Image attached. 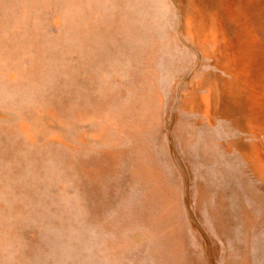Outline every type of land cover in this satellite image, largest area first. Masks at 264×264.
Returning <instances> with one entry per match:
<instances>
[{
  "label": "rangeland",
  "instance_id": "obj_1",
  "mask_svg": "<svg viewBox=\"0 0 264 264\" xmlns=\"http://www.w3.org/2000/svg\"><path fill=\"white\" fill-rule=\"evenodd\" d=\"M165 1L0 0V87L7 86L11 96L4 101L8 94L6 97L0 94L5 98L0 99V135L15 148L20 144L27 151L28 147L38 145L43 150L38 153L41 158L37 159L36 167H21L23 171H18L15 177L10 172V176L0 179V264H54L56 255L51 250L50 239L62 233L67 237L71 232L81 234L84 230L89 233L83 235L92 243L98 238L99 246L93 247L96 264H154L151 220L161 224L167 218L151 212V190L146 195H142L141 189L136 193L134 188L139 183L131 181L128 173L131 164L140 174H151V162L146 164L142 158L151 149L152 125L162 136L169 161L181 172L183 190L178 192L187 210L185 214L182 213L185 209L181 210L176 217L168 214L171 231L166 234L174 245L167 247L164 257L156 264L171 261L172 254L180 256V260L186 255L184 264H223V253L233 254L235 259L224 260L225 264H264L260 255L264 254V179L248 177L251 169H264V0H169L170 9ZM158 9L167 11V26L174 32V40L165 46L161 44L166 41L161 38L163 35L157 34L158 30L164 32L163 24H156V20L154 24V17L150 18L149 13L151 10L152 15ZM190 14H195L200 22L206 21L208 27L191 28ZM147 24L156 27L151 30ZM153 37L157 41L153 40L156 50H151V61L135 72L143 84L127 82L129 76L125 73L119 80L122 90L119 96L123 100L127 101L131 96L129 91L137 86L131 109L122 108L125 103L118 100L119 96L111 94L106 99L100 90L96 92L100 97L90 100V104L86 100L90 108L96 110L100 106L96 112L99 116L90 115L89 119L78 121L60 108L61 102L67 103L66 99L77 104L78 98L91 97L89 87L96 84V78L91 75L88 79V75L98 71H90L89 67L97 68L99 57L104 58L106 51H114L117 45L126 55L140 58L148 50L147 41L151 38L152 42ZM110 40L113 41L110 43ZM109 43L112 45L108 46ZM41 64L51 69L57 82L50 76L46 91L41 86L31 92L42 91L54 100L33 104L30 103L32 95L27 92L29 87L25 85L29 74L41 68ZM48 75L46 72L47 78ZM73 81L82 85L86 81L88 90L82 89V85L77 90ZM22 87L28 102L21 101L25 92L20 91ZM50 106L56 109L55 113ZM241 108L245 117L239 124L244 125L241 129L235 128V133L232 122ZM180 111L189 116L188 121L196 128L204 123L212 127L216 137L223 141L238 134L244 141L254 143L247 160L237 156L232 147L230 157L212 162L209 167L239 168L236 177L216 190L213 200L207 198L209 202L201 198L198 190L204 185L202 176L208 166L197 167L190 159L193 154L181 152L177 146V135L182 132V136L186 129L177 128ZM108 117H112V122L107 121ZM227 121L231 122V128ZM109 123L113 124V134L109 132ZM103 133L112 141L81 142L88 137L94 141L93 136H103ZM52 134L62 137L66 143L63 147L54 138V147H58L56 156L46 151L44 142ZM72 144L80 146H76L79 149L75 157L69 159L66 154ZM96 148L102 156L117 160V166H123L113 171L110 179L101 176L99 182L88 178L86 167L108 166V176L113 168ZM7 152L10 153L8 148ZM159 157L160 167H168L164 156L159 154ZM195 158L193 155L192 159ZM53 160L58 167H51ZM259 162L261 167H255ZM30 168L33 174H25ZM245 174L247 177L243 178ZM118 180L123 184L119 186ZM143 185L151 189V183ZM234 191L242 210L236 215L230 212L227 222L220 219L219 229L215 231L205 217L210 213L215 218L214 211L220 216V209L228 213L236 211ZM220 193L224 196H220L218 208ZM143 200L147 202L144 205ZM205 205L211 208L205 211ZM177 235L183 236L184 241L176 244ZM177 245L180 253L171 250V246ZM156 258H160L158 253ZM60 264L78 263L66 259Z\"/></svg>",
  "mask_w": 264,
  "mask_h": 264
},
{
  "label": "bare ground",
  "instance_id": "obj_2",
  "mask_svg": "<svg viewBox=\"0 0 264 264\" xmlns=\"http://www.w3.org/2000/svg\"><path fill=\"white\" fill-rule=\"evenodd\" d=\"M152 2H156V0L155 1L152 0ZM164 3H166L165 6L168 9H170L169 0H166ZM153 6L156 7V5H153ZM145 7H147V6H145ZM149 8H150V6H149ZM160 8H162V7H160ZM125 9H126V7H125ZM158 10H155L156 13L154 12V13H152V15H151V10H150V12L149 11L148 12L150 13V18L154 17V24H155L156 21H157L156 24L157 23L158 24H161V23L163 24L164 32L162 33L163 29H162V31L158 30L157 34L159 33V34L163 35V37H161V38H164L166 41L162 42L161 44L163 46H165V45L168 44V42H171L172 40H174V32L170 28V26H167L168 23L166 22V19H165V15H166L167 11L165 13L164 9L163 10L162 9L161 10L158 9ZM142 12H143V10H142ZM139 16H140V14L137 13V17H139ZM112 17H113V15H112ZM134 18H136V17H134ZM144 19H145V17H144ZM188 19L190 21L189 25L191 26V28H197V29H200V30H204V28L206 29L208 27V25H206V21L204 23L200 22L202 20H200L195 14H193V15L190 14ZM149 21H151V20H149ZM142 23H144V22H142ZM111 25H112V23H111ZM147 26H148V24H147ZM154 27H156V26L152 24V25L148 26L147 28H151V30H152V28H154ZM111 29H114V28H111ZM137 31H138V29H137ZM134 35L136 36V34H134ZM141 38H143V37H141ZM113 39H115V38H113ZM136 40H140V39H136ZM153 40L157 41V39L154 38V37L152 39V42H151V38H150L149 41H147L146 45H147L148 50L140 58L138 56L133 58L132 56L126 55L125 54L126 51H125V53H123V51L120 50V48H117V45H116V48H115L114 51L113 50L106 51L105 52L106 54H105L104 58L103 57L102 58L99 57L98 61H100V62L98 63L97 68H95L94 66H93V68L89 67L90 71H91V69H93L94 71H98V72H96V74L95 73H90L88 71L90 73L88 75V79H90L91 75H94L95 78H96V79H94L96 84H94L93 86L89 87V85H88V83L86 81L83 83V85L81 83L77 84V81L76 82L73 81V85L76 87L77 90H78V86L80 87L81 85H82V89L88 90V87H89V91L91 93V97L78 98L79 100H77V101H79V102L77 104L69 102V99H66L67 103L66 102H61L60 103V108H62L64 110V112L71 113V116L73 115L74 119H77L78 121H85V120L89 119L90 117H92L90 115L95 116L97 114V116H99V113H96V112H99V110H100V106L99 105H98L97 109L95 110L94 108L88 107V105L86 104V103H88L86 100H88L89 104H90V102L93 99H96V98L100 97V93H96L98 90H100L101 92L104 93V97L106 99H110L111 98V94L114 95V96H119L120 93H122V90L120 89L119 80H120V77L125 76V74H127V76H129V79L127 80V82L129 80H131L137 86H141V84H143V83L140 82L142 79H141V77L138 78V76L135 74V72H136L137 68L139 70L142 66H146L151 61V50L152 51L156 50V47H155L156 43ZM111 41H113V40H110L109 42L111 43ZM138 43H139V41H138ZM138 43H136V44L134 43V44L138 45ZM115 44H116V42H115ZM111 45L112 44H110L108 46H111ZM134 47L135 46L133 45V47H131V48H134ZM108 48L110 49V47H108ZM88 52H90V51H88ZM128 53L131 54L132 51H131V53L130 52H128ZM19 64H20V61H19ZM42 64H41V68H37L35 71H33L31 73H30L29 70H27V72H29L30 74H29V77H28L29 82L25 86H28L29 89H30V91L28 89L27 92L31 93L32 99L31 100L29 99V100H30V103H33V104L42 103V102H49L50 100L51 101L54 100V98H50V97L46 96L44 94V92H42V91H40L38 94H34V93L31 92V91H34V89H38L41 86H44V90L46 91L45 84L48 83L51 80V77H53V79L55 80V76L52 75V73L50 72L51 69L43 67ZM73 69H72V72H73ZM45 71L49 74L48 75L49 78H47ZM74 71H75V69H74ZM94 71H92V72H94ZM20 75H21V73H20ZM20 75H18V76H20ZM115 76H116V78H115ZM17 78H19V77H17ZM9 81L7 83H9ZM83 81H84V78H83ZM138 81L141 84H137ZM55 82H57V81L55 80ZM127 82L125 83V85L127 84ZM212 82L213 81L211 80V83L209 82V84H212ZM111 83L113 84L112 87L110 85ZM137 86H135V87H137ZM6 87L7 86L0 87L2 89L4 88L2 90V92L0 91V94L1 95H5V97L8 94L7 91H6ZM135 87H134L135 91L134 90L129 91L131 96L128 97L127 101L123 100L122 96H119L118 100L121 101V103H125V105H123L122 108L126 109L127 107H129V109H131L132 103H134L135 100H136V89H135ZM22 89H23V87H22ZM22 89H20L21 92L25 91L24 89L23 90ZM31 95H29V97H31ZM62 95L65 97V94H62ZM97 95H99V96H97ZM10 97H11L10 94H8L7 99L4 100V101H8L10 99ZM27 97L28 96H27V93L25 91L24 92V96H21V98H22L21 101L28 102V98ZM193 97H194L193 100H195L196 99V95L193 96ZM1 98L3 100L4 97L0 96V99ZM66 98H68L67 94H66ZM18 99H19V97H18ZM18 99L14 98V100H18ZM110 108L111 107H109V109ZM50 110L51 111L53 110L54 113L56 112V109L52 108L51 106H50ZM245 111H247V110H245ZM231 112H229V114H231ZM244 115H245V113L243 112V108H241V113H239L237 115L235 121L232 122V128L230 126L231 122L227 121L228 122V128L234 129V132H235V128L241 129L243 127L244 123H240L239 124V121H241V118L245 117ZM179 116H180V118H179L180 120H178L177 128H179V129L186 128V129L183 130V135L182 136H181L182 132H180L179 135H177V137H176L177 146H178V148H179V150L181 152L185 150L188 153L191 152L190 154H193L196 157L195 159H192L193 155L190 156V154H187V156H190L191 160H194L196 162L197 167L208 166L205 169L206 172L204 173V176H202L204 185L202 187L199 186L198 190L200 191V193H201L200 195H201V198L203 200H207V198H209V201H211V200L214 199V196H216L215 195L216 190L220 189V187H225L227 185V182H230V179L236 177L237 169L239 167L237 168V167H214V166L213 167H209V166L212 164V162L219 161L221 159V157H223L224 159L230 157L229 152L234 151V150H232V147H235V151L237 153L236 154L237 156L241 155V157L243 159L247 160V158L250 157L251 150L254 149V143L253 142L252 143H248V142L244 141L241 136H239L238 134H235L237 132H235L234 133L235 135L231 136L228 141H223V140L219 139L218 137H216L212 127H209L207 125L205 126V123L201 127L196 128L193 123L188 121L189 116L185 115L183 113V111H180V115ZM107 121L112 122V117H108ZM53 124H54V122H53ZM213 125H214V123H213ZM191 126L194 129L191 128ZM113 130H114L113 124L109 123V132L113 134ZM104 133H105V131H104ZM104 133H103V136L102 135L93 136L92 140H94V141H91L89 139V137H88L86 139H83L81 142L82 143L92 142V143L99 144V143H106L108 141H112V139H110V137H108L106 135L107 133L105 135H104ZM59 134L62 136V134L60 132H59ZM161 134H162V132H161ZM52 135H50L48 137L49 140L47 138V141H44V142H45V145L47 147L46 151H50V153L53 154V156L54 155L56 156L57 153H58V151H57L58 147H56V148L54 147L56 145V143H55L56 141L54 140V138L57 139V142L61 143V146H63V147L66 145V143L62 139V137H58V135H56V134H52ZM231 135H233V134H231ZM156 136H158V137L156 138ZM161 138H162V136L159 135L157 127L155 125H152L151 126V149H150V151L148 153L144 154V155H146L145 158H142L146 162V164L149 161L151 162V174L142 175V174H140V172L138 170H135L134 168H136V167H132L131 164L128 167L129 168L128 170H130V171H128V173H130L129 176L132 179L131 181L139 183V185L136 188H134L135 192L137 193L139 191V189H141L142 190V195H144V194L146 195L147 190H151V202L148 200L149 203H151V209H152L151 212H155V213L158 212V214H157L158 216L160 215L163 218H167L165 220L166 224L163 223V222L161 224H158V223H156L155 220H151V237L150 238H151V252L154 255L153 259L155 260L154 264H156V261H159L161 258L164 257V253H165V251H167V247L170 244L174 245V243L170 240L169 235L166 234L167 232L171 231L170 230L171 227H169V226H171V221L169 219L168 214H172L173 213L174 217H176V215H179L180 211L183 210V209H185V211H182V213H184V212L187 213L186 208H184L182 206V203H184V200L182 199V197L180 196V193L178 192V190L179 191L183 190V187L181 188V186L183 185L182 184V180H181V175H180L181 172L178 171V167H176L173 162L169 161V157L166 154V150L167 149L163 145L164 142L161 140ZM76 139L79 140L78 137H76ZM155 140H158V141L156 142ZM86 141H88V142H86ZM76 146H80V145H76L75 144V145H73L71 147V149L68 150L69 152H67L66 156L69 157V159L72 158V157H75L76 150L79 149ZM81 146H82V148H84L83 147L84 145H81ZM0 148H1V150H0V179H3L5 176H7V177L10 176V172H11L12 176L15 177V174L18 171H20V170L23 171L22 170L23 167H36L37 166V164H36L37 159L41 158V155L38 154V153H42V151H43V150L41 151V148L38 145L28 147L27 151H25V148H23L22 145H20V144H18L17 147L15 148L11 144L10 140H7L6 138H2L1 135H0ZM7 148L10 150V153L7 152ZM36 149H38V150H36ZM239 149H241V150L239 151ZM96 150L99 151L101 157H103L109 164L112 163L111 167L113 169L109 170L110 171L109 176H108V174H106V168L108 166L103 167L101 165L100 166H94V167H86L85 173L87 174L88 178L91 181H94V182L101 181L102 180L101 176H103L105 178L109 177V179H110L113 171L114 172L119 171V169H121L123 166H121V167L117 166V162H119L117 160L108 159V157H105V155L102 156L101 151H100L99 148H96ZM63 154H64V152H63ZM159 154L164 156V161H165V163H166V165L168 167H160L162 162H159V160H160ZM150 156H151V158H150ZM55 161H57V160H55ZM161 161H162V159H161ZM58 162H59V160H58ZM65 163L66 162H64V164ZM51 164H52L51 167H58L57 163H55L54 160H53V163H51ZM62 164H63V162H62ZM259 164H260V162L255 167H261V164L260 165ZM10 167L13 168V169L10 170ZM197 167H193V168L197 169ZM109 168H110V166H109ZM65 169L68 170L67 168H65ZM29 170L30 171L25 172V174H29V175L33 174V172H32L33 170L31 171V168ZM164 171L166 173H164ZM66 172H68V171H66ZM197 172L199 173L200 171H197ZM200 174H203V173L200 172ZM72 175H74V174H72ZM251 176H253L254 178L256 177V178L264 179V169H259V168L251 169V171L248 174V177H251ZM14 177H12V178H14ZM246 177H247V174L243 175V178H246ZM217 178H218V180H216ZM105 182L106 181L104 180L103 183L105 184ZM117 183L120 186V185L123 184V181L122 180H118ZM145 183H151V189H148L147 186H144L143 184H145ZM178 183H179V185H178ZM234 192H236V191H234ZM222 194L223 193H220L219 198L217 200V203H218L217 207L218 208H219V205L221 203V199H220L221 197L220 196H224ZM233 195H235V198L233 200H234L235 203H237L236 204V209H235L236 211H234V209H233V212L229 210V213H228L227 211L225 212L224 210L220 209V212H221L220 216H218L217 213L214 211L215 218L209 212H208L209 214L207 215V217H205L207 222L209 220L212 223V226L214 227L215 231H217L219 229L218 227H219L220 219H223V220H225L227 222V221H229L230 212H231V215L233 213H234V215H236L238 212H241L242 206L240 204V200H239L237 192L235 194H233ZM233 200H231V201H233ZM128 202L130 203L131 201H128ZM142 202H143V205L147 203L146 200H145V202H144V200ZM205 207H206L205 208V211H206V209L208 210L209 209L208 207H210V206L205 205ZM169 210H170V212H169ZM202 210H204V209H202ZM188 211H189V209H188ZM210 211H211V209H210ZM202 213H204V212H202ZM188 214H189V212H188ZM213 227H211V228H213ZM123 232H125V231L123 230ZM177 236L175 238L176 244L178 243V241H182V242L184 241L183 240L184 239L183 236L182 237L181 236L177 237ZM97 239H95V241L93 243H94L95 246L97 245V247H98L99 244H98ZM103 249H105V248H103ZM171 250L174 251L175 253H180V251H181L180 245H177V246H174V247L171 246ZM230 252H231V250H229V253ZM133 253H134V251H133ZM156 253H158L160 255L159 259L156 258ZM260 255H262L263 262H264V254L262 253ZM222 256H223L222 257L223 264H225L224 260L225 261H229V260L235 261V259L232 258L233 254H227L226 255L225 253H223ZM186 257H187L186 255H183L182 259L180 260V256H177L176 254H172L171 261H169V262L163 261V262H159V264H184V260L186 259ZM100 259H101V257H100ZM174 260H175V262L176 261H180V263H175ZM241 264H245V263H241Z\"/></svg>",
  "mask_w": 264,
  "mask_h": 264
},
{
  "label": "water",
  "instance_id": "obj_3",
  "mask_svg": "<svg viewBox=\"0 0 264 264\" xmlns=\"http://www.w3.org/2000/svg\"><path fill=\"white\" fill-rule=\"evenodd\" d=\"M84 233L89 232L85 230L81 234L71 232L68 237L62 233L50 239L51 250L56 255L54 264H60L66 259L74 260L78 264H96L94 244L90 241L91 239L83 235Z\"/></svg>",
  "mask_w": 264,
  "mask_h": 264
}]
</instances>
